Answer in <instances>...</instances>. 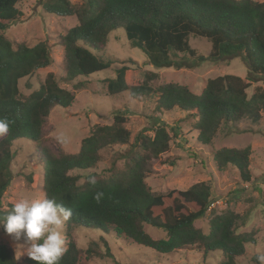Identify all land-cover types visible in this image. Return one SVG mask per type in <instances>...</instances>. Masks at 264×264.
Returning a JSON list of instances; mask_svg holds the SVG:
<instances>
[{"label":"trees","instance_id":"1","mask_svg":"<svg viewBox=\"0 0 264 264\" xmlns=\"http://www.w3.org/2000/svg\"><path fill=\"white\" fill-rule=\"evenodd\" d=\"M22 0H0V118H8V133L0 135V221L11 209L4 201L11 171L13 141L24 138L36 144L44 165L43 195L54 197L58 203L72 209L64 225L70 236L75 228L97 229L102 234L113 231L137 245L158 253L193 247L206 255L219 252L220 264H237L245 245L254 242L253 233H236L241 216L231 210L214 215L204 233L194 222L204 217L211 200V186L205 182L187 189H170L155 193L146 184L151 159H157L169 149L172 135L164 124L143 128L135 136L137 148L128 159L123 172L113 171L108 177L88 176L77 184L72 170L93 168L100 160L99 151L114 144L127 143L129 131L126 118L120 112L113 115L109 125H96L82 138L74 153L53 152L44 144V126L53 106L69 107L75 97L71 90L61 87L54 74L48 73L36 90L28 95L19 93L18 82L52 62L45 41L32 46L13 45L4 35L8 22L17 20ZM46 14L59 17L74 16L76 24L61 38L64 81L105 70L110 59H102L108 34L118 28L125 30L130 45L139 48L147 64L155 68H193L208 61L217 63L240 57L248 68V81L261 80L264 85V2L254 0H82L79 5L69 0H40ZM191 37L204 38L210 43L207 55L198 54L189 44ZM113 78L105 79L108 96L128 92L132 97L157 96L156 110L169 111L177 107L194 120L196 139L210 145L218 130L247 118L257 123L264 110V89L257 88L247 96L249 82L238 76L224 74L206 81L200 93L186 86L165 82L152 88L148 81L157 77L147 72L139 84H129L128 66L115 68ZM152 131V135L146 132ZM217 168L234 167L241 182L251 181L250 146L221 147L212 153ZM174 165L175 161H168ZM95 177L96 184L89 183ZM97 192L103 193L97 201ZM264 205V189H258ZM145 224L162 230L165 236L152 238ZM1 229L5 232L2 225ZM104 252L95 242L86 249L73 241L59 264H88L94 257L110 256L106 240L101 238ZM0 264H37L28 256L17 260L9 248L0 242Z\"/></svg>","mask_w":264,"mask_h":264},{"label":"rangeland","instance_id":"2","mask_svg":"<svg viewBox=\"0 0 264 264\" xmlns=\"http://www.w3.org/2000/svg\"><path fill=\"white\" fill-rule=\"evenodd\" d=\"M79 5L82 0H69ZM264 2V0H254ZM40 0H22L17 4L21 12L17 20L8 22L4 30L5 37L13 44L24 43L29 46L38 41L47 42L52 62L38 69L18 82L19 93L28 95L36 90L48 73L55 75L59 85L71 90L74 101L65 109L53 106L44 126V144L53 152L57 150L74 153L79 149L82 138L86 137L96 125H109L113 115L120 112L126 118L124 127L129 131L127 143L107 146L99 151L100 160L93 168L72 170L70 175L78 177L81 184L90 175L108 177L113 171L123 172L128 159L137 150L133 144L134 136L143 128L164 124L172 135L169 149L157 159H151L150 171L145 182L155 193H165L170 189L184 190L199 182L211 186V204L203 218L194 222L204 233L208 232L209 220L226 210L238 213L241 219L236 225V233L252 232L254 242L245 245L244 254L237 264H260L257 255H264V205L258 195V189H264V110L260 119L252 123L247 118L240 119L221 127L210 145H202L197 139L194 120L175 107L169 111H157L154 93L147 96L132 97L128 92L108 96L105 79L113 78L115 68L128 66L129 84H139L145 80L147 72H155L157 77L148 81L154 89L161 83L172 82L186 86L194 93H200L206 81L216 76L231 74L249 82L247 96L257 88H263L261 80L248 81V68L240 57L212 63L204 61L193 68L175 69L172 67L155 68L147 64L145 54L130 45L125 30L118 28L108 34L106 45L100 56L110 59L111 66L87 77H77L71 83L65 82L63 47L61 38L76 24L74 16L59 17L46 14ZM189 44L198 54L207 55L210 43L204 38L191 37ZM152 135V131L146 132ZM250 146L251 181L241 182L237 170L227 165L216 167L212 153L221 147ZM13 157L9 164L10 184L5 191L4 201L15 204L22 197L38 198L43 195L44 165L36 149V144L24 138L12 143ZM174 160L172 166L168 161ZM145 231L154 239L165 236L162 230L144 226ZM65 236V244L70 240L78 248L86 249L95 242L104 252L101 238L108 245L110 256L94 257L88 264H220L219 252L206 255L193 247L177 249L169 253H158L149 248L116 236L113 231L102 234L97 229L75 228L70 236ZM0 242L9 246L15 258L26 250L28 243H17L0 227ZM27 255L20 256L23 260Z\"/></svg>","mask_w":264,"mask_h":264},{"label":"clouds","instance_id":"3","mask_svg":"<svg viewBox=\"0 0 264 264\" xmlns=\"http://www.w3.org/2000/svg\"><path fill=\"white\" fill-rule=\"evenodd\" d=\"M10 123L6 117L0 118V135L8 133ZM88 182L95 185V177H89ZM102 195L97 192L94 198L99 201ZM71 216V208L45 193L38 198L18 199L4 214L0 225L14 242L30 245L18 253L17 259L27 255L37 264H59L67 251L63 228ZM257 260L264 264V255H257Z\"/></svg>","mask_w":264,"mask_h":264},{"label":"water","instance_id":"4","mask_svg":"<svg viewBox=\"0 0 264 264\" xmlns=\"http://www.w3.org/2000/svg\"><path fill=\"white\" fill-rule=\"evenodd\" d=\"M32 74V73H31Z\"/></svg>","mask_w":264,"mask_h":264}]
</instances>
